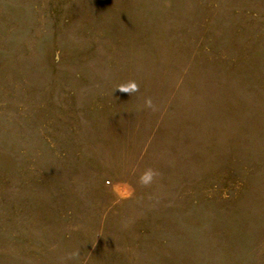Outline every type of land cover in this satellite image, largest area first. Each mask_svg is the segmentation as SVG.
I'll return each instance as SVG.
<instances>
[{"label":"rangeland","instance_id":"obj_1","mask_svg":"<svg viewBox=\"0 0 264 264\" xmlns=\"http://www.w3.org/2000/svg\"><path fill=\"white\" fill-rule=\"evenodd\" d=\"M0 264H264V0H0Z\"/></svg>","mask_w":264,"mask_h":264},{"label":"clouds","instance_id":"obj_2","mask_svg":"<svg viewBox=\"0 0 264 264\" xmlns=\"http://www.w3.org/2000/svg\"><path fill=\"white\" fill-rule=\"evenodd\" d=\"M137 90V84L135 82H130L121 87L120 91L123 93H131ZM149 106H151V101H148ZM156 175V172L152 169L147 170L144 176L141 178L142 183H150L153 177Z\"/></svg>","mask_w":264,"mask_h":264}]
</instances>
